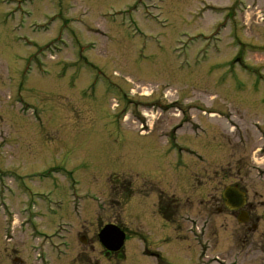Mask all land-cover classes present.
Wrapping results in <instances>:
<instances>
[{
  "label": "rangeland",
  "instance_id": "rangeland-1",
  "mask_svg": "<svg viewBox=\"0 0 264 264\" xmlns=\"http://www.w3.org/2000/svg\"><path fill=\"white\" fill-rule=\"evenodd\" d=\"M263 138L264 0H0V254L18 264L67 226L61 255L43 248L63 264L83 221L135 235L122 264H234L217 208L253 187Z\"/></svg>",
  "mask_w": 264,
  "mask_h": 264
},
{
  "label": "flooded vegetation",
  "instance_id": "flooded-vegetation-1",
  "mask_svg": "<svg viewBox=\"0 0 264 264\" xmlns=\"http://www.w3.org/2000/svg\"><path fill=\"white\" fill-rule=\"evenodd\" d=\"M166 140L169 142V137ZM168 145L170 144L168 143ZM239 171H242V169ZM250 171L254 173V184L249 192L241 188L239 180L235 185L237 190L244 195V205L240 209L231 212L225 208L224 203L220 208H217L220 210H217L218 215L222 210H225L227 212L225 216L233 219L236 224L235 246L232 250V255L235 256L234 264H240L239 257L241 254L244 255V258L252 259L255 264H264V185H259L258 181L264 176V166L260 168L253 165ZM99 224L97 221L93 223L83 221L84 227L79 226L75 237H71L70 240L66 238L68 248H66L67 251L63 256L65 258L63 264H122L126 260L120 252L110 253L102 250L98 244V237H95L97 241H93L88 237L91 228H94V230L99 228L100 230L106 223L103 226ZM72 240L74 242L69 245ZM44 244H46L47 255L50 254V251L53 252L49 241H45ZM96 248L100 250L98 253ZM35 262L44 264L38 257ZM0 264H18V258H12L11 254L3 252L0 254ZM45 264L50 263L48 261Z\"/></svg>",
  "mask_w": 264,
  "mask_h": 264
},
{
  "label": "water",
  "instance_id": "water-1",
  "mask_svg": "<svg viewBox=\"0 0 264 264\" xmlns=\"http://www.w3.org/2000/svg\"><path fill=\"white\" fill-rule=\"evenodd\" d=\"M222 198L229 210L239 209L243 206L244 197L238 193L236 188H226L222 194ZM98 241L106 251L115 253L122 249L125 234L119 228L108 225L100 231Z\"/></svg>",
  "mask_w": 264,
  "mask_h": 264
},
{
  "label": "trees",
  "instance_id": "trees-1",
  "mask_svg": "<svg viewBox=\"0 0 264 264\" xmlns=\"http://www.w3.org/2000/svg\"><path fill=\"white\" fill-rule=\"evenodd\" d=\"M123 189L125 190L126 193H128V197L129 198L131 196V187H130V183L126 182L123 184ZM175 202L170 201L167 202V204L163 201V198L159 200V204L157 207V214L167 223L171 222V219L174 215V211H175V207H174Z\"/></svg>",
  "mask_w": 264,
  "mask_h": 264
},
{
  "label": "bare ground",
  "instance_id": "bare-ground-1",
  "mask_svg": "<svg viewBox=\"0 0 264 264\" xmlns=\"http://www.w3.org/2000/svg\"><path fill=\"white\" fill-rule=\"evenodd\" d=\"M207 255V254H206Z\"/></svg>",
  "mask_w": 264,
  "mask_h": 264
}]
</instances>
